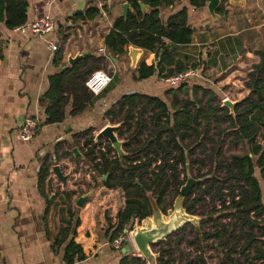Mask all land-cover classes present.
Returning <instances> with one entry per match:
<instances>
[{"label":"trees","instance_id":"16d2710c","mask_svg":"<svg viewBox=\"0 0 264 264\" xmlns=\"http://www.w3.org/2000/svg\"><path fill=\"white\" fill-rule=\"evenodd\" d=\"M210 1L191 0L190 8H204ZM230 1L221 0L216 14L224 16ZM126 2L130 5L127 19L117 18L106 38L108 56L117 60L128 55L131 47L155 54L156 64L139 65L137 81L188 72L186 61L175 55L193 40L189 6L162 20L161 10L172 7L175 0ZM141 4L148 7L147 13ZM28 7L29 0H0V24L14 31L28 23ZM99 15L94 7L73 19L94 21ZM258 55L261 62L252 67L245 82L251 94L235 107L234 116L220 102L218 89L200 74L176 87L164 83L169 89L166 101L148 92L133 93L106 111L104 119L120 125L117 134L125 142L123 158L108 140L96 141L93 129L74 137L73 145H81L84 165L99 177L109 175L103 185L125 195V205L109 228L111 244L127 237L135 221L153 217L155 207L168 215L190 171L193 177L196 174L194 178L205 180L185 199L184 209L202 221L198 228L188 225L153 247L158 264H264V51ZM3 60L0 41V66ZM203 60L193 69L204 65ZM59 61L57 56L56 65ZM100 70H104V59L90 57L50 76L49 90L41 99L43 124L60 125L68 110L71 117H77L102 99L107 89L96 97L86 87L89 77ZM71 149L57 144L55 158L45 159L38 183L42 194L46 195L53 167L73 157ZM233 150L241 153L226 156ZM125 245L115 250L121 256L119 264H147L132 252L123 254ZM76 248L82 255V248ZM210 250L216 252L215 258Z\"/></svg>","mask_w":264,"mask_h":264},{"label":"crops","instance_id":"0c3cea01","mask_svg":"<svg viewBox=\"0 0 264 264\" xmlns=\"http://www.w3.org/2000/svg\"><path fill=\"white\" fill-rule=\"evenodd\" d=\"M190 1L175 0L172 7L163 8L162 20L175 10L190 8ZM209 3L201 9L190 8L193 40L180 47L175 57L186 61L189 68L196 58H204V66L215 75V81L225 74L218 84L228 85L235 73L244 69L250 72L261 62L258 52L264 51V0H244L240 6L229 2L226 14L216 18L208 9ZM125 4L126 0H59L52 8L55 30L45 37L21 35L0 24L4 56L0 66V264H119L121 256L112 248L109 237L116 217L112 221L106 218L108 208H102L111 204L110 199L118 190L107 189L100 183L101 177L92 174L83 162L66 158L57 163L64 175L69 174V166H77L68 179V187L52 172L44 195L38 187V169L46 158L52 160L59 140L74 151L75 136L93 129L96 137L112 125L104 119V110L111 109L124 95L144 94L138 90L157 79H134L142 62L148 66L156 64L155 54L143 51L133 74H127L132 64L129 54L117 60L108 56L106 38L116 19L122 17ZM94 7L100 12L94 21L73 19ZM46 13L44 0H29V22ZM49 41L59 45V52L51 53ZM86 54L88 58L104 59V69L113 77L112 83L102 99L89 105L82 115L71 117L68 110L62 124L44 125L41 99L49 90V77L72 67L70 59ZM57 56L61 57L58 65ZM207 81L215 86L214 79ZM30 118H38L41 125L37 136L25 143L20 133ZM43 152L47 156H42ZM82 173L86 178H81ZM86 190H93L94 194L84 208H78L76 201Z\"/></svg>","mask_w":264,"mask_h":264},{"label":"water","instance_id":"95a60500","mask_svg":"<svg viewBox=\"0 0 264 264\" xmlns=\"http://www.w3.org/2000/svg\"><path fill=\"white\" fill-rule=\"evenodd\" d=\"M232 5H243L244 0H231L230 1ZM221 3V0H211L208 9L212 16L216 18L218 14H216V10L219 7ZM142 10L144 13L148 12V7L141 4ZM130 11V5L125 4L123 7V14L122 17L124 19H127L128 14ZM219 17V16H218ZM144 50L131 47L129 49V56L132 60V68L136 69L138 65V61L140 56L142 55ZM163 54V52H162ZM162 54L160 55V59L162 58ZM89 54L83 55V56H78L74 59L69 60V65L74 66L76 63H78L81 59L83 58H88ZM247 99V98H246ZM243 100H238V101H230L226 100L223 102V107L228 108L230 110V114L234 116V110L235 107L243 102ZM120 127V125H109L106 126L95 138L96 141H98L101 138H104L108 140L111 143L112 148L115 150L117 155L120 158H123L126 153L124 151V141H121L118 137L117 130ZM264 145V143H263ZM52 172L56 175L58 180L63 183L65 187H68V179L72 177L74 174L75 170L74 168L70 169L69 174L64 175L62 172V169L60 166L56 165L53 167ZM109 175L105 177H101L100 182H105L108 179ZM187 182L186 184L181 188L180 193L181 196L178 197V202L177 204L173 207L171 210L172 213L167 216L168 219L163 218V214L159 209L156 207L154 208V215L153 217V222L151 218H148L144 221L145 224H137L131 231H130V240L126 242V245L124 249L122 250L123 254H126L128 252H133L137 251L141 258H143L147 264H158V257L159 255L156 254L153 250V247L158 246L164 242H166L169 238L177 234L181 229L188 225H192L195 227H199L200 222L202 219L200 217H194L192 215L187 214V212L184 209V202L185 199L188 198L194 188L204 182L205 179H196L194 178L190 171H188L187 174ZM94 194V191L91 190L88 193L80 196L78 200L76 201V206L78 208H84L86 204L91 200L92 196ZM143 221V222H144Z\"/></svg>","mask_w":264,"mask_h":264},{"label":"built area","instance_id":"2783aa9c","mask_svg":"<svg viewBox=\"0 0 264 264\" xmlns=\"http://www.w3.org/2000/svg\"><path fill=\"white\" fill-rule=\"evenodd\" d=\"M59 0H44L45 5L48 9V13L46 15L36 21L28 22L22 26L17 27L14 29V32H17L21 35H37L40 37H45L49 34H51L56 27L55 20L52 15V8L55 5V3ZM48 49L51 51L52 54L57 53L60 50V47L56 42L49 41L48 42ZM195 76H200V73L197 72V70L193 71L190 69L188 72L179 74L178 76H174L168 79H162V82L166 83L167 85L171 87L179 86L183 83H185L188 79L193 78ZM113 81V77L110 73L100 70L94 72L89 79L86 82V87L89 90L90 93H92L94 96H100L103 94V92L110 86V84ZM132 94V93H131ZM106 110L102 112V114L105 115ZM41 125V122L38 118L34 119H27L25 124L23 125L20 133V138L23 142L29 143L31 142L38 134L39 127ZM58 142H62V139ZM42 156H47L46 153H42ZM52 159L55 158V155L53 153ZM41 169V168H40ZM40 169H38V172H40ZM94 174L93 172H91ZM130 231L128 232L127 237H120L117 240H115L111 246L115 250H120L124 244L128 240H130Z\"/></svg>","mask_w":264,"mask_h":264},{"label":"rangeland","instance_id":"374dc122","mask_svg":"<svg viewBox=\"0 0 264 264\" xmlns=\"http://www.w3.org/2000/svg\"><path fill=\"white\" fill-rule=\"evenodd\" d=\"M129 58H130V56H129ZM143 58H146V56H144ZM200 59H197L196 58L195 62H192L190 69H192L193 71H195L193 68L195 66L198 67V65L201 64V63H199V61H197V60H200ZM130 61L132 62L131 58H130ZM131 62H129V60H128V64L129 65H130ZM196 70L206 80H208V79H210V80L211 79H214L213 82H215V86H217L218 92L221 94L220 95V102L222 103V105H223V102L226 101V100H230V101L243 100V99L248 98L249 95L251 94V92L248 91L246 89V87H245V82L248 79V74L251 72V71L249 72L248 69H244L242 72L235 73L234 74V77L232 78V81L233 82H230L228 85L218 84L220 78H223L224 76H226L225 74H222L219 77V79H217V81H215V78H216L215 75H213L212 73H209L206 70V68H205L204 65H200V67L198 69H196ZM104 71L108 72L107 69L106 70L104 69ZM133 73H134V69L132 68V64H131L130 69H128L127 74H133ZM138 89H139V87L137 88V90ZM168 90L169 89L166 87V85L164 86V83L161 81V79H159V80H155L154 83H152V82L148 83V85H146V87L144 88V90L139 89L138 91L148 92L150 95L160 96V97L164 98L165 100H167L166 94H167V91ZM121 141H123V140H121ZM261 142H262V144L264 143V137L261 139ZM71 147H68V148H71ZM76 147L77 148H75L74 151L71 149V151L73 152V157L70 160L74 159L76 161L78 160V161L83 162L82 154H80V151H79L81 145H78ZM240 153H241L240 150H233L231 152L226 153V156H228L229 154H240ZM78 167H79V165H78ZM71 168H74V170L76 171L77 166L76 167L75 166H71V167L69 166V172H70V169ZM194 177H196V174H194ZM81 178H86V174L85 173H82ZM100 183L103 185V182H100ZM262 185L264 187V181H262ZM88 192H89V190H86V193H88ZM118 192H119L118 194H114L111 197V199H110L111 200V204H108V205L106 204V205H104L102 207V208H105V207L108 208L105 211V215H106V218H109L110 217L111 218L110 219L111 221L114 219V217L117 216V213L119 212V210L122 209L124 207V205H125V195H124V193L122 191H120V190H118ZM103 197H104V195L101 196V198L99 200L100 202L103 200ZM178 201H179L178 198H176L175 201H174V203H173V207L177 204ZM120 205H123V207L120 208ZM171 213H172V211H170L169 214H171ZM162 216H163L164 219H168V217H169L167 215H162ZM151 220L153 222V218H151ZM145 222L146 221L140 223L139 221H135V223L133 224V228L137 224H140V225L142 224L143 225V224H145ZM153 250L156 253V248L153 249ZM132 253L135 254V256H137V257H141L140 254L136 250L133 251ZM209 254H211L214 258L216 256V252L215 251H212V250L209 251Z\"/></svg>","mask_w":264,"mask_h":264}]
</instances>
